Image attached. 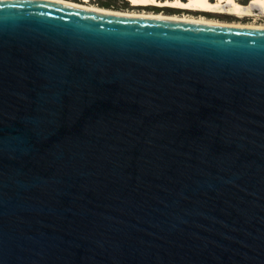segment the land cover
I'll list each match as a JSON object with an SVG mask.
<instances>
[{"label":"water","instance_id":"1","mask_svg":"<svg viewBox=\"0 0 264 264\" xmlns=\"http://www.w3.org/2000/svg\"><path fill=\"white\" fill-rule=\"evenodd\" d=\"M67 1L0 0V264H264V28Z\"/></svg>","mask_w":264,"mask_h":264},{"label":"bare ground","instance_id":"2","mask_svg":"<svg viewBox=\"0 0 264 264\" xmlns=\"http://www.w3.org/2000/svg\"><path fill=\"white\" fill-rule=\"evenodd\" d=\"M86 1V0H83ZM133 6H149V5H157V6H173L182 9H190L196 11H208V12H216V13H227L236 15L239 18L246 16H253L254 14L251 11L252 7H255L260 10L261 13L264 14V0H250L249 5L243 6L238 3L236 0H128ZM64 2V1H63ZM68 3L71 1H67ZM82 8H86L89 10H95L99 12H105L109 14L115 15H125V16H135V17H147V18H161V19H172V20H181V21H189V22H204L210 24H220L224 26H232V27H244V28H264V25H256V24H240L236 23H228L222 21H214L205 18H196L188 15H176V16H166L163 14H152L145 12H119L106 10L102 8H98L93 5L87 4H79Z\"/></svg>","mask_w":264,"mask_h":264},{"label":"rangeland","instance_id":"3","mask_svg":"<svg viewBox=\"0 0 264 264\" xmlns=\"http://www.w3.org/2000/svg\"><path fill=\"white\" fill-rule=\"evenodd\" d=\"M128 2V7L127 8H122V9H118L116 11L119 12H145V13H152V14H163L166 16H176V15H188V16H192V17H196V18H205V19H209V20H214V21H222V22H232V23H240V24H256V25H264V14L260 12L259 9L252 7L251 11L254 14L253 16H246V17H242L239 18L236 15H232V14H227V13H216V12H210L213 15H200V14H191V13H186V12H173V11H168L166 9H164V7L166 6H157V5H152V6H133L131 5V3L126 0ZM159 1H163L161 2L164 3L165 0H159ZM183 1V0H182ZM213 1V0H210ZM238 3L242 4L243 6H247L250 3V0H236ZM73 2H78L81 3L83 2V4H87V5H93L96 6L94 4H91L89 2V0L83 1V0H77V1H73ZM97 7V6H96ZM169 7V6H168ZM100 8V7H98ZM151 8H158V9H151ZM161 8H163L161 10ZM105 9V8H102ZM171 9V8H170ZM182 9V8H181ZM106 10H112L115 11L114 9H106ZM174 10V9H173ZM196 11V10H193ZM208 12V11H207Z\"/></svg>","mask_w":264,"mask_h":264},{"label":"trees","instance_id":"4","mask_svg":"<svg viewBox=\"0 0 264 264\" xmlns=\"http://www.w3.org/2000/svg\"><path fill=\"white\" fill-rule=\"evenodd\" d=\"M71 1H77V0H71ZM91 4L96 5L100 8L105 9H122L128 7V2L126 0H89Z\"/></svg>","mask_w":264,"mask_h":264},{"label":"flooded vegetation","instance_id":"5","mask_svg":"<svg viewBox=\"0 0 264 264\" xmlns=\"http://www.w3.org/2000/svg\"><path fill=\"white\" fill-rule=\"evenodd\" d=\"M149 6H152V5H149ZM171 8V9H170ZM151 9H158V8H151ZM163 8H161L162 10ZM164 9L168 10V11H173V12H186V13H191V14H202V15H213L212 13L210 12H207V11H193V10H190V9H181V8H177V7H173V6H166L164 7ZM174 9V10H173Z\"/></svg>","mask_w":264,"mask_h":264}]
</instances>
